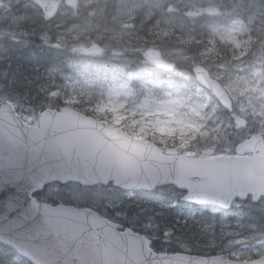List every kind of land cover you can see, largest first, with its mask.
Masks as SVG:
<instances>
[{"label": "rangeland", "instance_id": "374dc122", "mask_svg": "<svg viewBox=\"0 0 264 264\" xmlns=\"http://www.w3.org/2000/svg\"><path fill=\"white\" fill-rule=\"evenodd\" d=\"M222 3L226 8L220 7ZM252 4L254 1H244V8L237 9L227 0H79L75 11L61 8L54 19L43 21L30 0H0L1 10L9 5L32 10L18 13L16 9L0 16V63L9 64L12 58L31 62L33 30L41 29L39 37L48 47L71 50L77 57L47 68L58 80L48 97L67 99L71 107L74 101L92 106L101 116L128 129L129 134L154 141L161 149L173 148L178 155L234 156L237 145L253 135L264 140V4L259 15ZM209 9L218 11L211 15L206 13ZM23 26L28 30L19 29ZM170 35L179 38L177 43L183 48L164 45L160 50L154 45L169 43ZM201 39L204 45L199 44ZM218 45L227 51H219ZM200 46L203 49L198 53ZM150 49L158 50L165 61L175 64L173 72L185 79L192 78L191 66L203 63L227 91L233 117L215 116V105L200 101L196 91L169 79H147L134 88L130 86L131 77L137 79L139 74H129L125 69L142 62L148 65L145 56ZM188 49H195L198 55ZM223 56L224 65L208 62ZM99 61L101 65L96 63ZM0 78H7V73L1 72ZM0 104L12 106L25 126L37 127L40 113L13 99L1 86ZM235 118L244 121V127ZM197 141L204 149L192 147ZM171 143L177 148L168 145ZM75 190L73 194L68 192L72 198H81L84 191ZM54 197L52 200L60 202ZM117 202L97 200L91 204L103 213ZM69 203L79 207L78 201ZM256 209L260 210L256 219H264V199ZM186 214L191 220L201 221L205 232L217 230V242L208 244L222 243L218 253L223 257L247 261L264 256L261 226L216 210ZM142 228L155 236L156 227L150 220ZM0 264L29 263L0 245Z\"/></svg>", "mask_w": 264, "mask_h": 264}, {"label": "water", "instance_id": "95a60500", "mask_svg": "<svg viewBox=\"0 0 264 264\" xmlns=\"http://www.w3.org/2000/svg\"><path fill=\"white\" fill-rule=\"evenodd\" d=\"M30 1L44 21L52 20L61 5V0ZM63 5L76 10L78 0H63ZM145 60L157 68H172L156 50H149ZM191 72L198 85L231 111L228 94L205 68L196 65ZM236 152L237 156L210 159L177 156L170 148L163 154L69 107L44 111L38 128L32 129L1 105L0 243L30 264H264V256L239 262L155 253L145 237L121 231L90 209L39 204L31 197L51 181H114L127 191H150L169 183L187 191V202L225 210L234 197L250 195L255 202L264 196L261 138L253 135L237 145Z\"/></svg>", "mask_w": 264, "mask_h": 264}, {"label": "trees", "instance_id": "16d2710c", "mask_svg": "<svg viewBox=\"0 0 264 264\" xmlns=\"http://www.w3.org/2000/svg\"><path fill=\"white\" fill-rule=\"evenodd\" d=\"M252 1H254L252 8L260 6L261 9L262 3L264 4V0ZM16 9L18 10V13L32 12V10L20 8V6L17 7L9 5L4 10L0 9V16L11 13ZM6 20L7 19L3 22L2 27L5 26L4 24H6ZM19 29L28 30L26 26ZM40 34L41 29L33 30L32 37L35 41L32 42L34 55L31 54L33 58L31 62H23L22 60L12 58V61L9 64H7V62L0 63V73H3L4 71L7 73V78H0V86L2 89L5 90L9 96L13 97V99H18L20 103L35 109L38 113H41L46 109L58 110L63 106L69 105V101L67 99H63L59 96L48 97V95L52 94L51 88H53V85L58 80L51 75L50 72H48L49 69L47 68L52 67L54 63H67L69 60L77 58L75 55H72L71 50H59L53 48V46L48 47L47 44L43 43V40L39 37ZM170 36L171 37L168 39L169 43H160V45L158 43H154V45L157 48L161 47L160 50L164 47V45L171 49L183 48L179 46V43H177V39L179 38H175V35ZM199 44L204 45V40L201 39V43ZM217 48L223 53L227 51L225 47L221 45H218ZM202 49V46L197 47L198 53ZM194 50L195 49H188V52L195 55L196 51ZM223 59L224 56L219 57L216 61L208 59V62H210V64L222 63V65H224ZM43 61L46 65L43 64ZM96 63L101 65L100 61ZM201 64L203 65V63ZM125 71L132 75H134V72L139 74L137 79H134L133 76L131 77V82L129 84L133 88L136 84L144 80H160L165 77L174 83L181 84L184 89L198 91L200 101H206L209 104L216 106L215 116L228 117L229 115L228 112L219 107L217 102L205 90L198 88L192 79L182 80V78L176 74L166 75L143 62L138 64L137 67L126 68ZM74 104L75 105L72 106L74 110L84 115L91 116L98 121L106 122L121 131L128 133V129L122 125L115 124L107 117L101 116L100 113L95 111L94 107L83 105L82 103H78V101H74ZM14 111L16 110L14 109ZM134 137L138 138L137 136ZM141 140L144 143H150L156 147H161L158 143L150 141L147 138ZM168 145L177 148L176 144L174 145L171 143ZM192 145V147H195L194 149L196 150L204 149L198 141ZM74 190L76 193H80L78 191L83 190L84 193H82V197L72 198ZM68 191H71L72 194ZM183 194V192L171 185H163L149 192L139 191L129 195L126 191L114 186L111 182L106 185L98 184L93 186H81L75 182H69L66 184L52 182L44 185L40 190L34 191L32 196L39 202H46L52 205H72V203L69 202L78 201L80 208L93 209L103 218L119 224L122 228L131 229L132 231L145 236L150 241V248L157 253L172 254L181 252L198 256H222L218 253V250H220V246L222 245L221 242V245L208 244L209 241L214 242L215 240L217 242V237L220 236L217 235V230L212 232V234L210 232L207 233L202 229L203 225L201 221L191 220L186 217V213L192 212V207L190 204L182 200ZM54 196L57 197L60 202L52 200ZM97 200H113L119 202H117V206L107 207V209H105L102 213L91 204ZM238 204L239 205L237 207L233 206L227 214H229L231 218L234 216H240L246 221L261 226V233L264 234V219H256L260 214V210L258 211L256 209L257 205L254 204L250 198H246ZM208 211L209 208L203 209V212ZM147 220H150L153 226L156 227L154 233L155 236H150L147 230L142 228V225Z\"/></svg>", "mask_w": 264, "mask_h": 264}, {"label": "flooded vegetation", "instance_id": "af4514ba", "mask_svg": "<svg viewBox=\"0 0 264 264\" xmlns=\"http://www.w3.org/2000/svg\"><path fill=\"white\" fill-rule=\"evenodd\" d=\"M228 2H229V4H232V6H236V8L238 9L240 6H242L243 8H244V1L245 0H243V1H241V0H227ZM220 2V1H219ZM221 5H223V6H220V7H222V8H226V5L225 4H221ZM225 6V7H224ZM232 6L230 5L229 7L230 8H232ZM218 8H219V6H218ZM214 10V13L213 14H216V11H218V9H213ZM237 18H240V17H237ZM216 19H218V18H216Z\"/></svg>", "mask_w": 264, "mask_h": 264}]
</instances>
